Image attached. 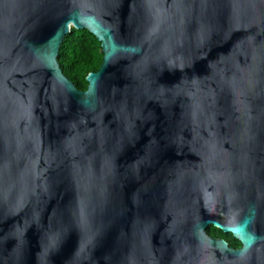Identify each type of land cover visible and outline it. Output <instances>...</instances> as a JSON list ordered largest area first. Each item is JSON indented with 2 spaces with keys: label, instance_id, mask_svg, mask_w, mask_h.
Masks as SVG:
<instances>
[{
  "label": "water",
  "instance_id": "obj_1",
  "mask_svg": "<svg viewBox=\"0 0 264 264\" xmlns=\"http://www.w3.org/2000/svg\"><path fill=\"white\" fill-rule=\"evenodd\" d=\"M0 264H264V0H0Z\"/></svg>",
  "mask_w": 264,
  "mask_h": 264
},
{
  "label": "trees",
  "instance_id": "obj_2",
  "mask_svg": "<svg viewBox=\"0 0 264 264\" xmlns=\"http://www.w3.org/2000/svg\"><path fill=\"white\" fill-rule=\"evenodd\" d=\"M103 52L100 41L87 29L70 27L59 45L57 60L63 74L81 90L87 87L86 76L96 71L102 62ZM209 235L224 239L229 246L239 247L241 243L231 233L223 232L210 225Z\"/></svg>",
  "mask_w": 264,
  "mask_h": 264
}]
</instances>
